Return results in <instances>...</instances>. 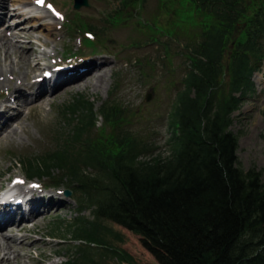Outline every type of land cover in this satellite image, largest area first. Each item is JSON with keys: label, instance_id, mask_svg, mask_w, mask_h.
I'll return each instance as SVG.
<instances>
[{"label": "trees", "instance_id": "trees-1", "mask_svg": "<svg viewBox=\"0 0 264 264\" xmlns=\"http://www.w3.org/2000/svg\"><path fill=\"white\" fill-rule=\"evenodd\" d=\"M188 1L207 18L196 26L169 116L170 155L145 160L153 144L123 129L119 105L96 112L93 101L79 96L62 112L70 123L56 134L59 148L17 162L30 177L58 170L80 195L79 214L91 211V219L51 228L79 242L77 254L96 249L120 258L107 245L106 223H114L138 235L159 264H264L262 174L241 168L230 130L263 66L264 0ZM100 117L112 132L98 128Z\"/></svg>", "mask_w": 264, "mask_h": 264}, {"label": "rangeland", "instance_id": "rangeland-1", "mask_svg": "<svg viewBox=\"0 0 264 264\" xmlns=\"http://www.w3.org/2000/svg\"><path fill=\"white\" fill-rule=\"evenodd\" d=\"M47 1L54 4L61 15L55 16L45 9L36 10L35 14L43 18L41 24H55V31L50 33L48 28H40L33 33L32 40L35 41L37 53L32 57L29 69L37 64L39 66L35 72L30 71L28 81L37 77L43 78L48 70L44 64L53 65V62H59L62 58H73L74 54L85 56L84 59H77L75 65L82 63V71H86L90 58H96L103 51L108 52L116 70L110 75L107 85L96 93L89 88L68 92L51 102L42 103L40 110H29L34 103L22 109L21 112L28 115L23 126H27L29 135L23 133L20 140L0 142L3 146L0 147V190L7 189L15 176L26 178L23 166L16 163L18 160H26L27 157H35L57 148L55 132L62 135L67 128L59 113L64 105L79 96L93 100L97 107L108 102L121 104L126 109L124 129L134 132L136 136H148L152 139L155 154H149L145 160L158 155H170L169 114L174 107L176 94L182 88V80L187 70L186 46L191 42L187 38L195 32L190 25L198 24L201 16L184 1L179 3L146 0L143 6L132 5L128 10L123 8L120 13L123 21L114 27L112 17L115 16L119 0H90V8L81 11L74 10L73 0ZM13 7L9 3L8 9ZM75 16L102 29L97 31L101 35V46L95 51L83 49L80 32H69L63 27L64 17L67 20ZM11 24L14 22L11 21ZM185 26L188 28L186 35L183 34ZM159 28L163 32L158 34L156 30ZM174 30L179 31L180 38L170 36ZM13 32L14 30L7 31V36L11 37ZM111 41L115 42L110 43ZM17 42L22 46L29 41ZM68 50L70 53H67ZM12 61L18 62L16 54L12 56ZM2 64L7 69L3 54ZM9 78L12 76L9 75ZM254 82L256 92L244 101L241 110L234 115L230 130L238 137L241 168L244 172H260L264 184V66L262 72L255 75ZM0 92L6 96L9 91L5 87ZM148 94L153 95L150 101H147ZM50 97H54V93ZM17 124L14 121L12 127L16 128ZM52 177L61 179L57 170H54ZM33 181L43 185V189H36V197L41 195L47 201L50 198L56 199L57 210L60 205L66 204V207H61L57 214L40 219L36 231L31 234L33 239L41 242L40 246L32 249L27 256L21 257V264H65L68 259L73 261L77 258L78 264H130L122 254L129 255L132 264H159L142 246L138 235L114 223H106L111 230L108 234L110 243L107 245L116 250L117 254L120 253V258L114 254L102 255V251L97 253L96 249L86 254H77L80 243L70 241L72 236L65 237V233L64 236L53 235L51 228L57 222L73 223L81 216L91 219V211L78 215L80 205L75 200L78 196L65 195V180L62 186L55 188H48L50 183L47 181ZM46 255L50 259H46Z\"/></svg>", "mask_w": 264, "mask_h": 264}, {"label": "bare ground", "instance_id": "bare-ground-1", "mask_svg": "<svg viewBox=\"0 0 264 264\" xmlns=\"http://www.w3.org/2000/svg\"><path fill=\"white\" fill-rule=\"evenodd\" d=\"M35 1L37 0H0V25H3L0 29V89L7 87L9 91L7 96L0 92V142L20 140L23 133L29 135L27 126H23L28 115L21 112L27 105L34 103L30 105V111L40 110L42 103L51 102L68 92L89 88L96 93L107 85L110 75L116 70V65L111 63L110 54L103 52L96 58H90L85 73L79 72V66L56 71V82H60L54 86L50 83L46 85L44 81H28L30 71L35 72L38 69V65L29 69L32 57L37 53L35 41L32 40L33 33L40 28H48L50 33L55 31V24L42 25L39 15L30 16L32 10H25H29ZM9 3L16 7L8 9ZM9 18L15 24H10ZM8 30H14L11 37L7 36ZM20 40L29 42L21 46L17 42ZM2 54L7 69L3 67ZM14 54L18 58L16 63L12 61ZM72 71L73 74L70 73ZM9 75L12 76L11 79ZM53 93L54 97H50ZM14 121L18 123L16 128L12 127ZM14 189L18 191V195L24 192L19 185ZM29 192L32 195L36 193L31 189ZM16 197L17 195L14 198ZM55 200L50 198L47 201L38 196L37 203L30 204L27 208L12 205L13 201H4L3 204L0 202V264H21V257L27 256L32 249L40 246L41 242L31 236L36 231V225L40 219L57 214L61 207H66V204L60 205L57 210L58 203ZM46 259L50 257L46 255Z\"/></svg>", "mask_w": 264, "mask_h": 264}, {"label": "water", "instance_id": "water-1", "mask_svg": "<svg viewBox=\"0 0 264 264\" xmlns=\"http://www.w3.org/2000/svg\"><path fill=\"white\" fill-rule=\"evenodd\" d=\"M87 0H76V5L75 7L77 9H80L83 5H87ZM151 98V96H149V99Z\"/></svg>", "mask_w": 264, "mask_h": 264}, {"label": "snow or ice", "instance_id": "snow-or-ice-1", "mask_svg": "<svg viewBox=\"0 0 264 264\" xmlns=\"http://www.w3.org/2000/svg\"><path fill=\"white\" fill-rule=\"evenodd\" d=\"M38 3H43V0H38Z\"/></svg>", "mask_w": 264, "mask_h": 264}]
</instances>
